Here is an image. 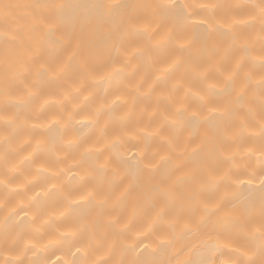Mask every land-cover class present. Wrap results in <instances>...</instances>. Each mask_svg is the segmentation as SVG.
<instances>
[{"label": "bare ground", "instance_id": "6f19581e", "mask_svg": "<svg viewBox=\"0 0 264 264\" xmlns=\"http://www.w3.org/2000/svg\"><path fill=\"white\" fill-rule=\"evenodd\" d=\"M262 8L0 0V264H264Z\"/></svg>", "mask_w": 264, "mask_h": 264}, {"label": "snow or ice", "instance_id": "6c2138e0", "mask_svg": "<svg viewBox=\"0 0 264 264\" xmlns=\"http://www.w3.org/2000/svg\"><path fill=\"white\" fill-rule=\"evenodd\" d=\"M4 7L8 8L10 6L9 5H4ZM57 7H62V6H57ZM115 7H119V6L117 5ZM159 7H162V8H167V7L175 8L176 5L175 4H172V5H161ZM261 11H262V13H264V8H262ZM128 26L133 28V30L140 31V29H135L134 26L131 23H129ZM143 31L145 33H147V28H144ZM69 39L71 40V36L69 37ZM169 39H170V37L162 39L160 41H157V46H159V47L166 46V44H167ZM180 47L183 48V47H185V45H180ZM177 64H178V61H173L172 64L169 65L168 71H171L172 69H174L177 66ZM45 71H47V70L45 69ZM76 92L79 93L80 89H76ZM241 97H242V93L240 94V97H238V98H241ZM85 99H87V98H85ZM117 99H119V97ZM103 111H104L103 106L100 109L97 110V120L95 121L96 123H99V117L103 113ZM212 111L215 112L216 109L213 108ZM118 124H119V121L113 122V124H112V131H111L112 139L110 141H108L109 128H110L109 122H105L103 127H101L100 135L97 138V143H99L101 146L95 149V155L99 158V157L104 156V153L106 151L112 150L113 152H115V162H116V164L117 165H122V164L126 165V164L129 163V161L125 160L119 154L118 148H119V145L121 143H123V141L121 139V136L122 135L130 136V133L124 132L122 129H120L118 127ZM46 127H48V128H59V121H54L51 125L46 126ZM105 141H108V142L105 143ZM83 142L84 141L81 140V139H74V140H69L67 143H68L69 147H73L74 145H79V144H82ZM39 143L40 142L37 141L38 145H39ZM90 152H92V149H86L85 150V155H88ZM112 163H113V156L111 154H109L107 156V158L104 160L103 163L98 164L97 171H99V172L106 171L108 166L110 164H112ZM134 163H135V166H136L137 169H139L141 167V165H142L143 168L146 169V170H149V171L153 170L150 161L148 163H144V161L142 159L137 158L134 161ZM117 170H118L117 168H113L112 169L113 174H115L117 172ZM177 170H179V168ZM88 178H89L88 176H85V177L81 178V182L83 183V181L87 180ZM52 188L55 189L56 185L53 184ZM90 195L91 194H89V196ZM86 198L87 197H85L83 195L81 196V200L86 199ZM217 210H219V208ZM262 227H264V224H262ZM208 264H212V262L209 261ZM244 264H251V261L250 260L245 261Z\"/></svg>", "mask_w": 264, "mask_h": 264}]
</instances>
